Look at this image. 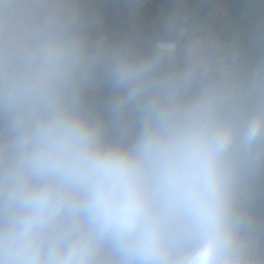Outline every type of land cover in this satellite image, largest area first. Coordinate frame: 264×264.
I'll return each instance as SVG.
<instances>
[{"label":"clouds","instance_id":"clouds-1","mask_svg":"<svg viewBox=\"0 0 264 264\" xmlns=\"http://www.w3.org/2000/svg\"><path fill=\"white\" fill-rule=\"evenodd\" d=\"M0 264H264V0H0Z\"/></svg>","mask_w":264,"mask_h":264}]
</instances>
